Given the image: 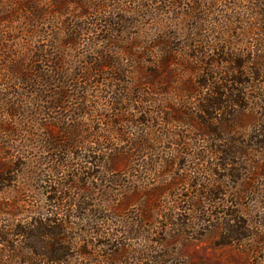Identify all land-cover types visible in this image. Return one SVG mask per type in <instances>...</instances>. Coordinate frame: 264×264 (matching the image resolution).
Wrapping results in <instances>:
<instances>
[{"label":"trees","instance_id":"1","mask_svg":"<svg viewBox=\"0 0 264 264\" xmlns=\"http://www.w3.org/2000/svg\"><path fill=\"white\" fill-rule=\"evenodd\" d=\"M25 1L26 7L30 10L27 14L28 20L33 21L31 27L44 22L47 10L41 8L40 4H37L38 1ZM176 1L178 3L182 0ZM55 3L57 13L62 11L65 13L66 3L71 4L62 0H57ZM77 4L83 9L81 0H77ZM67 29L69 40L66 44L70 47L79 44L78 31L69 27ZM101 43L106 50L105 52L96 50L97 52H94L96 59H103L106 62L104 66H111L113 70L111 78L116 81L115 83H123L122 88L114 89L108 100L112 110L116 112L115 119L103 113L99 114L102 110L98 107L101 103L103 105L106 99L99 103L98 100L93 99L90 89L74 83L75 79L88 81L87 76L93 77V74H88L91 72L89 68H85L88 72L82 68L77 71L78 73L67 70L60 62L62 56L58 53H49L44 45L36 46L27 57L18 58L17 63H10V68L16 71L18 78L14 82H8L11 87L5 90L13 91L11 93L14 95L17 93L14 89L16 82L23 85H38L34 98L41 103H49L48 110L52 116L51 120L46 119L45 123L38 126L41 128V133L33 132L28 137H21L25 131L22 120L21 123L16 124L17 127L14 125L10 127L0 122V132L7 136L0 142V192L16 186L20 177L33 174L36 166L50 164L57 174H62L64 171H68L69 174L65 173L62 176L54 174L49 177H52L50 185L44 186L43 192H47V201L52 205L48 208L49 213L33 208L30 213L34 214L28 215V218L19 222L11 219L8 223L0 224V264H18V262L19 264H214L221 260L216 254L214 257L197 255L184 258L169 250H156V243L164 248L171 237L185 238L186 232L192 230L196 222L203 223L206 235L215 233L218 236L213 245L214 252L233 251L223 260L224 264H252L248 257L253 258L257 254H262L258 264H264V230L257 229L254 222L242 217L237 210L228 209L222 216L218 215L219 213L211 216L207 211L213 212L216 208L214 204L221 207V203L216 200L220 198V194H223L220 186L223 185L224 180L219 176L222 175L223 179L239 177L240 174L235 175V172H241V164L246 162H238V153L247 156L250 149L262 145V142L257 141L239 146L235 136L236 126L248 122L243 116L249 115V119H255L257 123L264 122L263 115L258 116L256 113L251 115L252 112L243 105L247 99L245 77L249 76L254 80L264 79L261 65L258 64V67H253L249 71L248 60L239 62L237 56L223 48L218 53L220 58H208L203 51L198 50L195 56L203 63L199 80L195 81V84L189 81L180 83L175 90L180 101L174 105L175 107L168 108L165 105L168 103L167 100H158L155 97L154 84L158 83L159 78H163L166 80L164 88L172 87L175 67L198 70L197 66L192 64L183 66L176 62L174 55L177 51L172 50L171 41L165 38L160 37L142 45L136 42L133 46H122V51L127 57L139 60L140 66L143 58L139 54L142 55L144 52L136 51L137 46L143 47L150 54L162 50V60L157 64L151 63L150 69L148 70L147 67V71H144V82L139 86L133 85L134 82L120 77L121 73L129 75L130 72L126 70V64L121 63V60H114L109 44H117V42L111 36H107ZM172 63H176V66ZM95 64L96 66L91 65L92 73L94 66L97 70L102 69L97 63ZM222 64L232 67L223 72L219 69ZM142 67L144 68V65ZM203 90L206 93L202 96L200 93ZM163 92L169 93L168 90ZM0 101L3 102L0 103V108L3 105L11 118L23 116L21 111L23 103H9L4 95L0 96ZM123 105H126L125 109ZM58 109L63 111L59 113ZM99 115L100 118L105 117L111 127L101 128L98 131L86 130L83 120L91 117L94 124L99 119ZM159 119L165 124L174 121L191 126L200 137L210 136L212 140L208 144L209 147L205 145H201V148L200 145L197 147L203 151H198L196 154L202 159L192 158L188 154L191 157L190 160L188 159L190 168L200 171L199 168L204 166L196 160L205 161L207 154L212 155V159L218 158L216 162L207 160L206 163L210 164V168L215 164L219 171L223 172V174L218 171L215 173L218 177L213 183L205 178L194 176L188 178L191 184L199 189L196 198L187 201L195 208L193 210L195 216L188 217L183 222L179 212L182 209L181 201L176 198L168 200L164 197L172 195L170 190L173 187L172 182L160 178L157 184L154 183L159 173L170 172L169 168L174 164L169 154L165 159L156 153V149L170 137H175L177 144L183 149L193 148V144L181 141L187 140V135L158 132L155 123L159 122ZM134 124L142 129L132 137L130 135ZM124 139L131 140L128 141L130 147L117 151L107 145L110 144L108 142ZM105 145L107 152L103 153L99 149ZM37 148L43 149L45 155L53 154L54 158L36 156L34 151ZM79 149L86 153L78 152ZM117 160L125 165L123 171H113L109 168L117 163ZM83 163L91 164L89 170H86ZM213 173L211 171V175ZM175 185V188L179 189L178 184ZM96 189L103 190L107 197L112 194L118 195L119 189H123V198L117 204L115 202L109 205L90 204L87 199L90 200L94 196ZM82 194L85 196L83 199ZM203 196L206 198L201 199ZM222 205L229 206L225 203ZM121 206L139 213L136 215L139 222L125 229L115 224L114 220L119 215ZM80 211L84 214L81 215ZM78 219L86 220L87 228L81 234L78 232ZM158 219L165 221V227L161 232L165 239L162 242L155 240L154 226L149 224ZM119 234L126 237L123 238L124 236L121 237ZM89 235L94 236L95 239H86ZM140 235L147 239L148 248L140 247L135 250L128 240L139 238Z\"/></svg>","mask_w":264,"mask_h":264},{"label":"rangeland","instance_id":"2","mask_svg":"<svg viewBox=\"0 0 264 264\" xmlns=\"http://www.w3.org/2000/svg\"><path fill=\"white\" fill-rule=\"evenodd\" d=\"M34 1H38L37 4H40V7L47 10L48 13L44 22L38 26L35 24L31 27L33 21L29 22L28 20L27 14H29L30 10L26 7L25 0H0V96L4 95V98L9 103H23V105L20 104L23 106V110H21L23 116H16L15 118H11L6 113V108L4 110L2 105L0 108V122L11 127L21 123L22 120L25 125V131L21 134V137H28L33 132H36V134L41 133V128H38V126L45 123L46 119L51 120L50 117L52 116L48 110L50 104L41 103L34 98L38 91L37 88H39L38 85H23L16 82L14 89L17 93L14 95L11 93L13 91L5 90L11 87L8 82H14L18 78L16 71L10 68V63H17L18 58L27 57L31 50H34L38 45H44L51 54L58 53L61 55L60 62L66 66L67 70H74V72L78 73L77 71L82 68L83 70L89 68L91 72L88 74H93V77H91L92 75L87 76L89 78L88 81L75 79L74 83L90 89L93 99L98 100L99 103L101 100L106 99L103 101V105L101 103V106L98 107L102 110L99 111V114L103 113L109 117L112 116L114 119L117 118L116 112L112 110V105L108 100L114 89L122 88L123 83H115L116 81L112 80L113 70L110 68L111 66H104L106 62L103 59L100 60V58L96 59V53H94L97 51L105 52L106 49L101 41L107 36H111L118 44H109L113 51L114 60H121V63L126 64V70L128 69L130 72L129 75L121 73L120 77L134 82L133 85H141L144 82V71L147 67L149 70L151 63L157 64L162 60V50H156L150 54L141 46L145 42H152L160 39V37L171 41L172 50L177 51L174 55L176 62L181 63L183 66L192 64V66L198 67V70H188L187 67L186 69L184 67H175L176 72L172 79V87L164 88L166 80L163 78H159L158 83L154 84L156 89L155 97L158 100H167L168 103L165 105L168 108L177 105L180 101V97L176 95L175 91L180 86V83L189 81L195 84V81L199 80L203 63L198 61L195 56L198 54V50L203 51L208 58H220L218 53L223 48L230 54L237 56L240 60L239 62L248 60L247 67L249 71L253 67H258V64L261 65L264 71V16H262L264 14V0H182L178 3L176 0H81L83 9L77 4V0H62L64 3L71 2V4L69 3L70 5L66 3L67 10L65 13L63 11L57 13L55 3L57 0ZM49 11L53 12L49 13ZM68 27L76 29L79 34L77 36L79 44H75L72 47L66 44V41L69 40ZM81 28L84 30L82 31ZM110 28L111 30H109ZM136 42H140L139 44L142 47L137 46L138 49L136 51L144 52L142 55L139 54L143 58L142 61L144 63L141 66L139 60L129 59L126 53L122 51V46H133ZM117 46H120V48ZM203 52L201 53L204 54ZM95 63L102 69L97 70ZM92 64L95 65L93 73ZM143 65L144 68L142 67ZM172 65L176 66V63H172ZM231 67L232 65L222 64L219 69L225 72ZM245 80H247L246 85H244L247 99L243 102V105L248 108L249 112H252L251 115L256 113L258 116H264V79L254 80L247 76ZM145 89L147 90V88ZM163 89L168 90L169 93L163 92ZM18 93L21 94L18 95ZM204 93H206L205 90L201 91L200 95L203 96ZM0 103L2 104L3 102L0 101ZM125 107L126 105H123L124 109ZM45 111L46 113H44ZM58 111L60 113L63 110L58 109ZM100 117L99 115V119L94 124L91 117H86L83 120L86 130L94 129L98 131L101 128L108 129L111 127L105 117ZM243 119L248 120V122L244 125L242 123V125L236 126L235 136L237 144L244 146L258 141L262 142V145L250 149L247 156L238 153L237 159L240 160L238 162H246L241 164V172H235V175L240 174L239 177L223 179L222 175L219 176L224 180V182L222 181L223 185L221 184L220 186L223 194H220V198L216 200L221 203V207L219 208L218 205L214 204L216 208H214L213 212H210L212 210L207 211L211 216L218 213V215L222 216L228 209L237 210L242 217L254 222L257 226L256 228L262 231L264 230V122L257 123V120L249 119V115L243 116ZM155 125L160 133L169 132L174 134L176 132L177 135H187L188 139L181 141L193 144V148L187 147L183 149L182 146L177 144L178 141H176L175 137H170L167 142L159 145L158 149H156V153L165 159L169 154L174 164L169 168L170 172L159 173L158 178L154 179V183L157 184L160 178L172 182L173 187L170 189L172 190V195L166 194L167 196L164 197L168 200L176 198L179 202L181 201L182 209L179 212L181 214V222H183L188 217L193 218L195 216L193 214L195 208L187 201L190 198H196L197 190L199 189L196 188L197 186H193L188 178L192 176L205 178L213 183L215 178L218 177V174L215 175V173L218 171V173L223 174V172L219 171L220 169L215 164L211 167L212 169L210 168V164L206 163L207 160L210 159V161L216 162L218 158L213 157L212 159V155L207 154L206 156L204 155L205 161L196 160L204 166L199 168L200 171L190 168L188 162V159L190 160L191 158L190 155L192 158L202 159L201 156L196 154L201 151V145L209 147L208 144L212 140L210 136L200 137L191 126L174 121L171 124H165L162 119H159V122H156ZM137 127L135 124L132 126L133 129L130 136L134 137L138 134L139 129H142ZM6 138L7 136L0 132V142ZM128 141L131 140L112 141L108 142L110 144L107 145L119 151L130 147ZM199 145L200 148H197ZM42 150L37 148L34 151L35 155L47 157V159H50V157L54 158L52 157L53 154L45 155ZM99 150L106 153V145L100 147ZM80 151L86 153L84 150L79 149L78 152ZM116 162L109 168L113 171H123L125 165L119 160ZM83 164L86 166V170L91 167L90 163ZM211 171L214 172L212 175ZM65 173L66 175L69 174L68 171L57 174L56 171H53V167L50 164L36 166L33 174L20 177L16 186L1 191L0 224L8 223L11 219L19 222L24 218H28V215L34 214L30 213L33 208L49 213L48 208H51L52 205L47 201L48 194L43 192V188L50 185L49 182L52 179V177L49 178L50 176L54 174L62 176ZM176 183L179 189L175 188ZM122 192H124L123 189H119L118 195L112 194V196L107 197L104 195L103 190L96 189L94 196L90 200L87 199V201L93 205H109L114 202L117 204L123 198ZM81 197L83 199L85 196L82 194ZM205 198L206 196L201 197V199ZM223 203L229 204L231 207L224 206L222 205ZM119 211L114 223L121 226L122 229L127 226H134L133 224L139 222V218L136 216L139 213L133 212L125 206H121ZM80 214L83 215L84 212L80 211ZM158 220L149 224L154 226L153 236L155 240L162 242L165 239V236L161 233L162 228L165 227V221ZM78 227V232L80 234L83 233V230L87 228L86 220L78 219ZM186 234L185 238H169L164 248L159 243H156V250H169L184 258L197 255L214 257L216 254L218 259L221 260L216 261L214 264H224L223 260L227 259L233 252L230 250L214 252L213 245L216 243L218 236L215 233L206 235L202 222H196V226L192 230L187 231ZM119 235L121 237L124 236L123 238L126 237L123 234ZM87 238H90V240L95 239L92 235ZM128 242L135 250L148 246L147 239L141 235L139 238L134 237L128 240ZM153 249L155 250L154 246ZM93 251L95 250L93 249ZM261 256L262 254H257L253 258H248L250 263L258 264Z\"/></svg>","mask_w":264,"mask_h":264}]
</instances>
